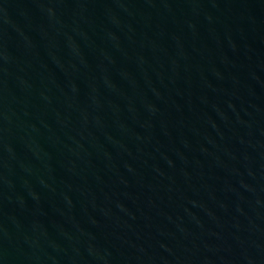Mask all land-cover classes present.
<instances>
[{"label": "water", "instance_id": "95a60500", "mask_svg": "<svg viewBox=\"0 0 264 264\" xmlns=\"http://www.w3.org/2000/svg\"><path fill=\"white\" fill-rule=\"evenodd\" d=\"M0 264H264V0H0Z\"/></svg>", "mask_w": 264, "mask_h": 264}]
</instances>
